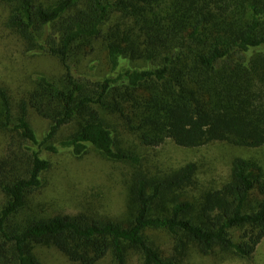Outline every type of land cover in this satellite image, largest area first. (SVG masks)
<instances>
[{
  "label": "trees",
  "instance_id": "trees-1",
  "mask_svg": "<svg viewBox=\"0 0 264 264\" xmlns=\"http://www.w3.org/2000/svg\"><path fill=\"white\" fill-rule=\"evenodd\" d=\"M0 5V25L24 59L50 56L62 66L59 74L25 71L0 84L7 135L0 264H45L50 249L71 264H188L193 254H255L264 239L262 165L236 157L220 187L181 192L197 182V164L149 172L111 118L147 147L169 140L189 149L264 147V0ZM31 115L46 121L41 134ZM93 151L131 169L118 215L90 209L87 196L76 212L55 211L38 198L49 186L52 156L82 160ZM59 183L56 195L70 199V183Z\"/></svg>",
  "mask_w": 264,
  "mask_h": 264
},
{
  "label": "rangeland",
  "instance_id": "rangeland-1",
  "mask_svg": "<svg viewBox=\"0 0 264 264\" xmlns=\"http://www.w3.org/2000/svg\"><path fill=\"white\" fill-rule=\"evenodd\" d=\"M56 1L46 0L47 3ZM3 8V5H0V13ZM18 50L19 46L14 35L0 25V84L3 81L9 85L17 82L18 80L14 77L22 75L25 71L26 74H30L40 70L51 75L62 72V66L58 59L45 56L26 60ZM12 87L14 90L17 89L16 85ZM30 121L39 134L46 129V121L42 117L31 115ZM111 121L114 126L116 124L115 127L122 144L141 157L140 166L149 172L163 174L162 172H168L190 162L197 164V182L184 188L181 192L198 195V192L220 187L226 181L232 161L236 157L254 159L264 167V147L248 149L227 143H214L197 149H189L180 147L170 140L160 146L147 147L133 136L124 134L120 129L121 122L113 118ZM1 139L3 141L7 139V135L2 130H0V154L4 147ZM51 158L53 169L50 173L49 186L43 194L38 195V198L49 201L53 210L66 212L81 210L82 203L76 201L86 196L93 201L87 206L97 213L118 215L123 210L125 191L123 184L125 177L131 172L127 165L109 161L95 151L82 160L72 158L66 153ZM59 182L70 183L68 188L71 192L67 194L70 199H61L56 195V193L61 194L59 191L63 189V185ZM2 198L3 194L0 191V199ZM45 259V264H71L56 249L47 250ZM188 264H264V239L255 254L247 260L225 258L217 254H193L189 258Z\"/></svg>",
  "mask_w": 264,
  "mask_h": 264
}]
</instances>
